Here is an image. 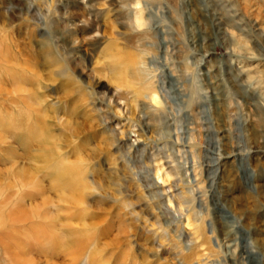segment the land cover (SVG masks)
<instances>
[{"label":"rangeland","instance_id":"obj_1","mask_svg":"<svg viewBox=\"0 0 264 264\" xmlns=\"http://www.w3.org/2000/svg\"><path fill=\"white\" fill-rule=\"evenodd\" d=\"M244 1L0 0V107L28 127L0 128V264H264V14Z\"/></svg>","mask_w":264,"mask_h":264},{"label":"bare ground","instance_id":"obj_2","mask_svg":"<svg viewBox=\"0 0 264 264\" xmlns=\"http://www.w3.org/2000/svg\"><path fill=\"white\" fill-rule=\"evenodd\" d=\"M244 5H245V12L246 13H248V14H250V15H253L254 13L253 12H256V16L254 15V17H256V22L255 23H257V19H258V17L259 16H262L263 14H264V0H245L244 1V3H243ZM214 15V14H213ZM249 17V16H248ZM217 19V18H216ZM222 19V18H221ZM220 20V19H219ZM217 23V22H216ZM251 23H252V21H251ZM219 24V23H218ZM215 27V26H214ZM262 29V31H261V34H262V36H264V27H262L261 28ZM260 34V33H259ZM154 100H157V98L156 97H154ZM0 114L1 115H3L2 116V120L0 121V128H1V130L2 131H4L3 132V134H4V136L5 137H7L8 136V131L10 132V131H13L14 133H16L18 136H17V138H15L14 140H17V141H21L20 139L23 137V133H24V131L25 132H27L26 130H28V127H27V125H20V126H18V125H16V123L14 122V115H11V114H7V111H2V109H1V107H0ZM7 114V115H6ZM22 116V115H21ZM8 124V125H7ZM6 126H12L11 128H10V130H7V129H5L4 127H6ZM9 129V128H8ZM12 129V130H11ZM27 134V133H26ZM26 134H25V136H26ZM19 136L21 137V138H19ZM44 136H45V134H42V136H41V139H43L44 141H45V139H44ZM8 138V137H7ZM222 142V141H221ZM214 144V143H213ZM215 146V145H214ZM213 146V147H214ZM0 148L2 149V145H1V143H0ZM242 154V153H241ZM222 156V158L221 159H219L220 161H222V162H224L225 164H227V162H228V157L229 156H227V155H221ZM241 158V157H240ZM253 158V157H252ZM215 161V160H214ZM222 164V163H221ZM212 165V164H211ZM214 165H216V164H213V166ZM218 165H220V163L218 164ZM57 173H58V175H60V176H62V177H66V176H69L70 177V181H72V166H69V165H64V166H62V167H59V169H57ZM72 184L74 185H80L81 183L78 181V180H73L72 181ZM17 186H19V190H21V189H23L25 186H26V184H25V181H19V183H18V185ZM23 192V191H22ZM220 212V211H219ZM22 216L20 217V220H19V224H22ZM14 224H7L6 226H4V228L1 230L0 229V241L1 242H3V244H4V246H3V248L5 249V251L8 253V252H10L11 251V248H10V245H13L12 243V241L11 240H13L14 239V237H12L13 235H12V233H13V228L12 227H14L13 226ZM21 226L22 225H20L19 226V228H21ZM50 237L48 236V237H46V238H44L43 240H45V241H48L47 243L48 244H55L56 242H57V240L56 239H54V237L53 238H51V239H49ZM9 241V242H8ZM41 245V247H43L42 246V244H40ZM245 256H247V261L248 262H251V263H253V264H257L259 261H257L258 260V256H257V253L256 252H254V251H252V250H247L246 252H245Z\"/></svg>","mask_w":264,"mask_h":264}]
</instances>
